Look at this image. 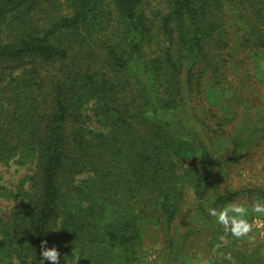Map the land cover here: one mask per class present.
<instances>
[{
  "label": "trees",
  "instance_id": "16d2710c",
  "mask_svg": "<svg viewBox=\"0 0 264 264\" xmlns=\"http://www.w3.org/2000/svg\"><path fill=\"white\" fill-rule=\"evenodd\" d=\"M152 1L0 0V166L30 169L14 189L0 183V200L16 202L0 207V264H40L44 240L60 264L74 249L79 264H146L153 230L174 248L187 188L202 201L221 173L197 131L185 139L158 115L182 105L184 85L200 86L201 63L215 76L225 66L226 9L238 43L264 49V0ZM239 196L264 189L223 193L213 207ZM221 235L208 259L264 264Z\"/></svg>",
  "mask_w": 264,
  "mask_h": 264
},
{
  "label": "rangeland",
  "instance_id": "374dc122",
  "mask_svg": "<svg viewBox=\"0 0 264 264\" xmlns=\"http://www.w3.org/2000/svg\"><path fill=\"white\" fill-rule=\"evenodd\" d=\"M156 3L158 0L152 1L153 5ZM225 16L229 47L222 56L226 60L219 75L215 76L211 63L207 66L201 63L199 66L204 67L206 73L200 86L191 93L184 85L182 105L158 115V118L170 121L175 132L185 139L190 138L186 131H197L219 161L215 169L220 167L222 171L209 180L208 194L202 201L193 188H187L181 216L172 228L176 238L174 248L169 246L163 232L153 230L143 247L142 259L146 264H204L208 260L206 246L220 226L208 215L204 203L213 207L218 195L240 188L264 189V49L242 47L235 35L238 20L228 9ZM212 58L215 62L220 55ZM234 138L241 145L227 163L224 160L232 153ZM29 173L28 167L16 163L0 166V183L14 189ZM234 201L250 205L254 199L239 196ZM15 204V201L0 200L5 214ZM226 204L215 207L222 208ZM250 219L255 221V240H238L237 247L246 253V257L264 256V215L252 214Z\"/></svg>",
  "mask_w": 264,
  "mask_h": 264
},
{
  "label": "clouds",
  "instance_id": "9594fccd",
  "mask_svg": "<svg viewBox=\"0 0 264 264\" xmlns=\"http://www.w3.org/2000/svg\"><path fill=\"white\" fill-rule=\"evenodd\" d=\"M204 207L210 217L215 218L216 222L222 226L224 235L220 240L224 241L226 235L234 237L236 240L248 239L255 240L254 228L255 221L251 220L252 214L264 215V199L254 200L250 205L246 202L233 201L222 208L209 207L204 203ZM40 264H60L61 253L56 246L48 247L47 240L40 245ZM223 259L228 264H236L231 252L222 254ZM81 257L73 250L71 260H66V264H79ZM15 264V260L13 261ZM204 264H216L215 253Z\"/></svg>",
  "mask_w": 264,
  "mask_h": 264
}]
</instances>
